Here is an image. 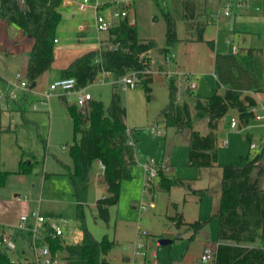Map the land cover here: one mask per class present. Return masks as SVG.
<instances>
[{"label":"rangeland","instance_id":"374dc122","mask_svg":"<svg viewBox=\"0 0 264 264\" xmlns=\"http://www.w3.org/2000/svg\"><path fill=\"white\" fill-rule=\"evenodd\" d=\"M106 1L111 2V7L106 11L109 12V17L116 7L112 5L113 0ZM228 1L232 2V16L248 14L264 18L262 0H244L245 6H238V0H223L224 3ZM220 3V0L137 2L134 10L140 38L157 42V48L149 52L153 69H165L168 58L167 54L160 52V48L165 45L167 32L163 9L175 18L179 38L189 36L194 31L196 33V28H188L189 21L191 23L194 20V24L199 20L205 21L207 15L203 13L207 12L212 14L211 21L214 22L207 25L205 37L207 40H214L221 53L235 56L232 54L233 45L239 50L247 45L264 47V34L228 33L220 29L219 18H222V22L226 18L221 13L224 6L220 7ZM185 5L195 19L183 18L187 10L184 9ZM75 12V8L62 10V20L56 32L53 68L38 79L34 88L29 85L23 90L16 86L17 74L23 80L26 79L25 51L32 49L33 38L22 35L19 42L8 45L7 50L5 39L1 44L0 74L3 79L0 78V177L5 182L0 184V236H11L16 248L9 250L0 245V251L5 252L12 260L36 259L31 233L16 228L19 218L31 215L34 210H40L51 218H65L67 222L61 224L62 238L67 243H78L83 237L76 215L74 187L66 166L72 165L69 149L75 141L73 121L61 93L54 92L46 105L41 103L50 84L60 78L61 70L85 51L96 48L100 39L109 35L108 31H97L92 27L83 30L85 35L79 36L80 30L70 22ZM91 17V13H85L87 20ZM237 25L247 29L246 20ZM259 25L261 23L258 22L257 26ZM0 32L4 35L1 28ZM229 37L232 42L228 40ZM214 48L207 42L183 40H179L173 47L174 55L179 52L181 56H190L193 61L198 57L206 61L202 65L196 64L199 79L193 96L208 97L220 84L214 57L211 53L207 57V53L213 52ZM173 64L174 61L170 62L167 69L176 71ZM154 77V81L150 83V92L141 83L133 89L125 88L116 83L118 78L114 74L87 86L93 99L103 101L107 109L114 85H117L121 102L126 108L125 123L130 129L131 138L136 141L138 163L134 168L133 178L122 182L119 202L109 207V220H104L96 208V201L102 194V185L97 181L102 169L97 161L93 162L84 207L85 223L97 240H102L107 235L109 240L115 242L107 255L111 264H203L201 256L205 243L217 241L218 220L213 214L220 203L223 167H196L189 164L191 129L178 131L165 124L161 112L169 102V79L161 72L154 73ZM176 81L179 85L178 94L186 99L184 78L176 77ZM13 92L19 95L16 101L5 96ZM2 96L5 97L3 100ZM73 102L72 99L70 103ZM34 104L38 105V110L34 109ZM192 114L194 129L202 134L208 133L207 119L198 117L193 106ZM232 118H237L242 125L235 109L229 110L218 123L216 136L219 164H237L241 156L253 155L263 150L264 127L247 128L242 125L240 130L233 131L230 126ZM252 123L260 122L252 120L250 124ZM251 133L256 143L259 146L262 144L261 148H251L248 137ZM224 140L228 141V145L222 144ZM21 160L27 161V164L31 162L25 172H20ZM262 160L264 163V152ZM146 164H151L158 173L162 171L171 178L181 179L184 184L174 185L170 190L162 189L158 175L147 180L144 168ZM4 173L7 174L4 176ZM147 182L150 183L148 187ZM142 204L147 205L146 210L141 209ZM179 216H182L183 222L180 226L176 224ZM196 221H207L198 233L191 227ZM161 238L173 241L160 245L158 242ZM58 264L63 262L59 261Z\"/></svg>","mask_w":264,"mask_h":264},{"label":"trees","instance_id":"16d2710c","mask_svg":"<svg viewBox=\"0 0 264 264\" xmlns=\"http://www.w3.org/2000/svg\"><path fill=\"white\" fill-rule=\"evenodd\" d=\"M24 3L22 6L20 0H1L0 18L16 24L34 39L26 70L28 83L32 84L53 68L56 31L62 20L59 10L62 0H50L48 3L24 0ZM262 7L264 14V0ZM185 8L187 10L183 18L195 19L187 6ZM162 11L167 21V32L165 45L160 48V52L169 55L180 39L175 18L169 11ZM203 14L207 15L205 21L199 20L196 24L194 20L191 23L189 21L188 28H196V33L191 32L185 40H204V31L212 20V14ZM108 32L109 37L102 40L100 48L89 50L74 59L61 70V77H73L77 80V87L85 88L104 71L120 78L132 70H144L150 66L152 60L149 52L157 48V42L141 39L137 24L132 26L123 20ZM209 43L213 44L212 41ZM115 45H118L117 49ZM246 50L244 54L238 55V59L251 71L254 90L264 91V50ZM152 82L153 77L149 75L140 83L150 92ZM193 95L190 93L189 100L179 103L176 78H170L169 102L161 116L168 127L178 131L191 129L190 165L223 167L220 207L214 214L218 219L220 242L213 264H264V187L261 185L264 167L258 164L264 150L241 156L237 164L221 165L218 162L216 136L219 120L231 109L237 110L241 124L247 125L254 118L251 108L256 105V100L239 90L231 87L220 89V86L215 87L208 97ZM61 98L74 125L75 141L69 149L72 165L66 166L74 187L76 215L83 237L78 243H67L62 237H53L52 230L45 228L37 245L47 246L53 259L64 264H111L107 255L115 242L109 240L107 235L97 240L85 223L84 207L89 193L91 167L94 161L102 162L105 166L102 181L107 187V194L97 199L96 208L101 218L109 220V207L119 202L122 182L134 176V168L138 163L136 141L131 142L129 128L125 123L126 108L121 102L117 85H114L107 109L101 100L92 99L85 107H81L75 102L70 103L64 95ZM192 106L198 117L207 118L208 133L202 134L194 129ZM27 163L20 161V172L27 170L31 162ZM158 176L162 189L170 190L174 185L184 184L181 179L171 178L162 171H159ZM4 182L5 179L0 177V184ZM178 218L176 224L180 226L183 223L182 216ZM205 224L206 221H196L191 227L198 233ZM257 241L261 246L255 245ZM0 264L37 262L12 260L5 252H0Z\"/></svg>","mask_w":264,"mask_h":264},{"label":"built area","instance_id":"2783aa9c","mask_svg":"<svg viewBox=\"0 0 264 264\" xmlns=\"http://www.w3.org/2000/svg\"><path fill=\"white\" fill-rule=\"evenodd\" d=\"M142 0H113V4L116 7L111 15L108 17L105 14H102L98 12L100 8V3L98 0L96 2H92L91 0H80V9L85 10L88 7L93 8L95 11V26L98 31H109L111 28L117 26L121 21L125 20L129 25H136L137 19L134 13V5ZM220 7L224 6V9L221 11L224 16H230V8L232 6V2L228 1L226 3L223 2V0H220ZM238 6H245L246 2L244 0H238L237 2ZM221 14L219 13L218 16ZM83 27V26H82ZM81 27V28H82ZM115 49L118 48V45H115ZM238 47L236 45L233 46V52H237ZM173 58V54H169L167 58V62L171 61ZM154 64H152V61L150 63V66H148L144 70H132L125 75L121 76L117 80V84H121L125 88H135L137 87L142 79L146 76H152L156 72H161L164 74L168 79L170 78H176L182 76L185 80V85L186 88L189 91L194 92L195 89H197V79L198 76L196 74H193L191 72H184V71H170L168 69H153ZM112 73L109 71H104L101 75H99L95 81L100 80L103 81L104 77L111 75ZM17 80L16 86L25 90L28 86V80L25 79L23 80L20 77V74H17ZM54 92H59L62 95L66 96L68 101H73L81 107H85L90 100L93 99L92 95L90 92L87 91V87L85 88H79L77 87V80L73 77L70 78H58L54 80L50 86L48 92H46L43 96L44 99H42L41 103L43 105H46L48 103L49 97L51 96L52 93ZM8 99L16 101L19 97L18 93L13 92L10 95H5ZM5 97L2 96L1 99L3 100ZM177 101L179 103L184 102L182 97H177ZM5 107V105H3ZM34 109L38 110V105L34 104ZM252 112L254 113V117L257 120H262L264 119V114H260L258 112V108L256 106H253L251 108ZM230 126L233 130H238L239 129V121L237 118H232L230 122ZM131 142L133 143L134 140L131 138ZM227 141L224 142L226 144ZM258 144L255 142L251 143V148L256 149L258 148ZM100 163V167L102 169V172L105 170V166L102 162ZM144 168L147 173V177L150 181L152 177H155L158 175L157 169L154 168L151 164H146L144 165ZM146 186H150V183H146ZM141 209L146 210L147 205L142 204ZM67 220L65 218H51L48 215H45L42 213L40 210H34L31 212V215H22L18 223L16 224V228L19 230H27L29 233H31L33 237V246L36 251V259L34 261L37 262V264H58L59 260L53 259L52 254L50 249L47 246L39 247L37 245V242L42 239V231L45 228H50L52 230L51 234L53 237H62L63 235V228H62V223H66ZM0 245L4 246L6 249H15L16 245L14 240L12 239L11 236H7L5 234H2L0 236ZM139 248L141 245L139 244ZM1 252V251H0ZM216 253H217V247L216 246H211L208 245L204 248V251L201 256V262L203 264L207 263H214L215 258H216Z\"/></svg>","mask_w":264,"mask_h":264},{"label":"crops","instance_id":"0c3cea01","mask_svg":"<svg viewBox=\"0 0 264 264\" xmlns=\"http://www.w3.org/2000/svg\"><path fill=\"white\" fill-rule=\"evenodd\" d=\"M38 1H40L42 3H48L50 0H38ZM79 1L80 0H62V3L60 5V7H59V10L62 13V10L65 9V8H67V9L75 8L76 12L73 13L72 17L70 18V22L75 24L77 26V28L80 30L78 35L79 36H83L85 34H83L82 31L85 30L86 28H92V27L96 28V26H95V11H94L93 8H90V7H88L85 10H81ZM98 2L100 3V8H99L98 12H100L102 14H105V15H109L108 14L109 12L106 13V11H107V8L111 7V5H110L111 2L106 1V0L105 1L98 0ZM262 2H263V0H262ZM20 3H21L22 6L25 5L24 0H20ZM0 5H1V0H0ZM112 5H114V4L112 3ZM86 12L89 13V14L91 13V16H92L91 19L87 20L85 18V13ZM134 13H135V16H136V11L135 10H134ZM263 17H264V14H263ZM136 19H137V17H136ZM244 20L247 21V29H246V27L245 28L244 27L240 28L237 25L239 22H241L243 24ZM211 22H214V21H211ZM218 22H219L218 25H219L220 29L222 28V29L228 31V33L233 32V33H237L238 34V33L247 32V34H258V35L264 34V18L261 19V17L256 16V15H248L247 14V16H244L243 14H241L238 17L230 15V16H226L224 22H222V18H219ZM258 22L261 23V25L257 26ZM0 28H1V31L4 30V35H2V33L0 32V53L2 51V45L1 44H2V41H4V39L6 41L5 50H7L8 49V45L13 44V42H19V39L22 37V35H27V34H25L23 32V30L19 26H17L14 23L9 22L8 20H6L4 18H0ZM96 30H97V28H96ZM205 32H206V29L204 31V35H203L204 36V40L203 41L185 40V38H187L189 36H186L184 38H179V39H180V41L183 40V41H187V42H199V43L207 42L212 48L215 47L213 52H208V53L206 52V53H207V57L208 58L210 57V53L214 57L213 58L214 65H215V68L218 69V73H217V77L219 78L218 82H220V84H221L220 85L218 83V86H220V89L225 88V87H231L233 89L241 91L244 95L247 94V95H250V96L254 97V99L256 100V105L255 106L258 108V112L260 114H264V91L256 92L254 90L251 71L249 69H247L243 64H241V62L238 59V55L239 54H244L247 51L246 49H248V48H253V49H256L258 52H260V50L261 51L264 50V47H252L250 45H247V46H244L243 48H240V50L238 48L237 52L234 53L233 52V46L234 45H233L232 46V54H234L235 56L230 55V54L226 55L225 53L224 54L221 53V51H219L216 48L217 44H215L214 40H207L206 39ZM108 37H109V35H108ZM108 37H106L104 39L103 38L100 39L99 45L96 48H94V49L100 48L102 40H106ZM230 39L231 38L229 37L228 40L232 42V40H230ZM209 41H212L213 44L211 45L209 43ZM55 43H57V37H56V42ZM89 50H92V49H89ZM89 50H87V51H89ZM30 51L31 50L25 51L26 55H27L26 56L27 57V65H28V54H29ZM87 51H85V52H87ZM172 54H173V49H172ZM186 54H188V52ZM189 57L190 56H188V55H185V57L181 56V54L179 52H177L176 55L173 54V58L171 59V61L166 62L164 68L167 69V65L170 62L174 61L173 67L176 66L177 70L184 71V72H191V73L196 74L198 76V73H196V72H198V71H196V69H197L196 68V66H197L196 64L200 63L202 65L203 61L204 62H206V61L203 60V58H201V57H198L197 59H195V61H193V60L190 59L191 57L190 58ZM195 57H192V58H195ZM26 70H27V66H26ZM47 72H49V71H47ZM215 75H216V73H215ZM60 77H61V75H60ZM0 78L3 79L1 74H0ZM154 79H155V77L153 75V81H154ZM198 79H199V76H198ZM37 83H38V80L36 82V85H37ZM197 84H198V82H197ZM29 85H30L31 88H34V87H32V84L29 83ZM177 86H178V91H179V85L177 84ZM185 87H186V85H185ZM185 89H186L187 98L185 99L182 96H180L179 94H178V96L182 97V99L184 101H187V100H189L190 93L194 94L195 92L189 91L187 88H185ZM252 120H255V121L260 122V123H252V124H250V122ZM252 120L247 125H245V126H247V128L264 127V119L257 120L254 117ZM241 126L242 125L239 124V129L238 130H240L242 128ZM129 132H130V129H129ZM130 137H131V134H130ZM248 137L250 138V142L251 143L252 142L256 143V141L252 137V133L248 134ZM260 139L262 140L263 138H260ZM225 141H227V140L222 141V144L224 146L228 145V141H227L226 144H224ZM251 143H250V146H251ZM257 144L259 145V143H257ZM217 146H218V141H217ZM261 147H262V144L260 143V146H258V148H261ZM262 149L264 150V146H263ZM262 159H263V157H262ZM262 159L259 161L258 164L260 166L264 167V163H263ZM97 162L99 163V161H97ZM221 165H224V164L221 163ZM102 175L103 174L101 172L100 175L98 176V180H97L100 183V185H102V187H101L102 194H101L100 197L105 196L107 194V187H106L105 183L102 181ZM222 177H223V175H222ZM261 185L264 187V175L262 176V179H261ZM221 192H222V189H221ZM220 201H221V195H220ZM219 207H220V203H219ZM219 207H218V209H219ZM214 214H213V217H214ZM45 215H47V214H45ZM206 223H207V221H206ZM219 242L220 241L218 239V229H217V241H216V243H210L209 241H207V243H205V247L208 246V245L217 247ZM158 244H159V242H158ZM255 245L256 246H261L258 241H257V243H255ZM63 264H64V262H63Z\"/></svg>","mask_w":264,"mask_h":264},{"label":"water","instance_id":"95a60500","mask_svg":"<svg viewBox=\"0 0 264 264\" xmlns=\"http://www.w3.org/2000/svg\"><path fill=\"white\" fill-rule=\"evenodd\" d=\"M35 85H36V82H33V83H32V87H35ZM172 241H173V239L161 238V239L159 240V244H160V245H165V244H169V243H171Z\"/></svg>","mask_w":264,"mask_h":264}]
</instances>
